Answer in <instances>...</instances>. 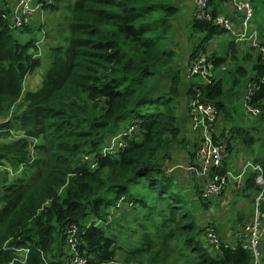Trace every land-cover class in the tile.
Here are the masks:
<instances>
[{
	"label": "trees",
	"instance_id": "1",
	"mask_svg": "<svg viewBox=\"0 0 264 264\" xmlns=\"http://www.w3.org/2000/svg\"><path fill=\"white\" fill-rule=\"evenodd\" d=\"M60 1L51 5L54 10L60 9ZM250 1L255 4L256 22L258 7L256 0ZM183 2L76 0L68 4L64 7L69 26L66 37L52 47L42 84L26 90L24 82L42 66L41 56L38 39L22 42L17 31L32 33L42 25L13 29L9 3L0 0V140L10 136L11 130L24 133L11 142H0L3 182H9V168L13 172L22 168L17 179L7 184V192H0V264H23L14 259L20 254L17 249L26 247L31 249L26 264H67L64 248L55 246L67 244L71 224L78 226L77 241L90 263L112 264L122 247L112 231L116 219L107 221L121 197H125L124 203L133 200L142 208L148 205L144 197L130 191L141 182L165 200L171 213L165 212L166 224L157 227H167L165 230L152 233L141 226L142 239L125 250L123 264H178L180 259L186 264L254 263L253 254L232 238V232L249 222L251 215L242 213L224 224L216 222L220 219L209 220L200 226L203 217L198 214L224 192L203 196L210 174H196V169L202 170L197 157L200 138L195 153L186 154L190 162L184 167L193 171L184 176L186 181L181 180L183 187L179 188L176 166L170 169L166 161L174 144L187 149L181 127L183 105L189 108L196 99L215 105L223 119L221 127L214 128L218 119L211 126L213 141L223 150L222 163L216 168L219 178L226 175L233 151H240L243 144L256 150V137L235 125L237 111L232 99L239 96L236 89L243 82L247 90L252 80L257 81L259 87L246 101V111L256 122L264 123V56L255 47V54L243 53L234 35L222 41L220 46L225 48L221 53L208 49L215 37L228 31L216 23L218 16L228 15L227 0H207L210 17H198L195 8L186 31L194 42H184V55L167 46L172 43L170 34ZM258 28L264 45V23ZM201 53H209L214 62L210 82L190 77L183 66V60L191 61ZM225 66L234 88L228 87L229 79L223 75ZM187 83L190 85L184 90ZM250 108H258L260 113L255 116ZM129 129L135 131L133 135L127 133ZM118 134L121 149L99 153L103 143ZM260 146L259 154L250 159L262 166L264 176V145ZM259 173L250 172L245 179L251 193L246 198L252 202ZM197 177L208 180L203 184ZM192 186L196 197L193 193L183 196L181 190ZM98 220L107 223L97 225ZM209 229L219 236V246L204 240ZM202 242L207 246L197 252ZM261 244L264 254V237Z\"/></svg>",
	"mask_w": 264,
	"mask_h": 264
},
{
	"label": "rangeland",
	"instance_id": "2",
	"mask_svg": "<svg viewBox=\"0 0 264 264\" xmlns=\"http://www.w3.org/2000/svg\"><path fill=\"white\" fill-rule=\"evenodd\" d=\"M12 1L13 0H11V2ZM75 1L76 0H62L60 2H57V6L60 7L59 10H54L52 8L54 4H51L52 6L46 7L43 10H40L37 13H35V15L32 18V22L27 27L32 26L34 27V29H38V27L42 25L41 30H34L32 33L17 31V34L19 35L20 40L22 42L27 41L31 37H35L38 39L37 45H38L39 54L41 56L42 66L36 69L32 74L28 75L24 82V88L26 90H29L28 88H33V87L34 89H30V90H36L42 84L44 75L50 64V56L53 52V48L55 45L59 43V41L63 40V37H66V33L69 28L65 17L66 16L65 13L68 12L64 7H66L70 3L73 4ZM8 3L10 2L8 1ZM249 3L251 6H255V4L250 0ZM256 5L258 7V12L256 13L255 23L256 24H260L262 22L264 23V0H256ZM7 8L11 9L12 6H8ZM189 19L190 18L187 19V17L184 16V14L181 15L180 24L178 25L176 21L175 29L174 31L172 30L170 34V37L172 36V43L171 41H169L166 44L167 46H173L180 54L182 53L183 55L185 53V50L182 47L184 42L186 43L187 41L190 43L194 42V40L190 38L191 36H189L190 33H186V31L189 29ZM229 36H232V33L230 31H227L221 36L215 37L208 45V49L219 50V52L221 53L222 48H225V46L221 47L220 45L222 41H224L226 38H229ZM244 47H248V46H244ZM249 49L254 54L256 53V51H253V49L250 46ZM242 52L245 53V51ZM185 62L186 59L183 60V66L185 65ZM224 68L225 69L222 70L223 75L228 72L229 67L227 68V66H225ZM234 68L235 67H232V70H234ZM225 76L229 79V83H227L228 87L234 88L235 84L232 81L230 74L228 73L224 75V77ZM189 85L190 84L187 83L184 86V90H186L187 89L186 87H189ZM236 90H238L237 92L239 96L232 99V102L236 107V111H237V113L234 115L235 125L239 128V130L247 131L248 133L256 137L257 139V142L255 144L256 150L251 151V149L246 147L247 145L243 144L242 146H240V151L238 150L233 151L227 163V167L225 169L232 172V177L226 179V184L224 186L223 194L218 195V197L216 196L218 200L210 203V206L204 209L202 214H198L200 215V217L201 215L203 217L200 218V226H202L204 222L206 223L209 220L210 222H214L215 219H220L219 221H216L218 224L231 223V221L238 218L240 211H245L246 214L251 215L252 218L254 217V215L252 214L254 212L253 202L250 201L249 198H246L244 195L243 196L236 195L238 190L236 189L237 181H238L237 176L243 171L246 161H248L250 158H253L252 156L259 154V151L262 150L260 144L264 145V123L259 124L246 111L247 108H246L245 98H246L247 90L246 88H244V82L242 83L241 87L237 88ZM188 99H189L188 96H184V101H188ZM188 106L189 105L187 106L183 105L184 112L188 111ZM222 121L223 119H220V117H218V121L214 128L221 127L220 123ZM134 127L135 129H137V126ZM191 131L193 130L191 129ZM217 131H219V129H217ZM134 132L135 131H133L132 129H129L127 133L133 135ZM23 135L24 133L22 132L11 130V135L8 136L7 138L1 139L0 142L3 141L11 142L12 140H16V138L21 137ZM121 142H122V137L119 134L111 139H107L103 143L99 153L105 155V154H110L112 152H116L121 149L122 147ZM173 146L174 147L171 150L174 151L171 153L169 160H167L166 162L169 163L170 169L176 166L177 171H174V173L177 175V178L176 177L174 178H176L179 181V188H180L183 187L182 185L183 182L181 180H185L184 176L188 175L186 170H184V164L182 163L184 159L183 158L184 155H186L188 152L186 153V150L183 148V146H179L178 144H174ZM0 169L3 170L4 165H0ZM8 170L10 171V178H9V182H7L6 184L5 182H3V180L5 179L3 173L4 171L0 172V192L6 193L7 184L12 183V181H15L17 179V175H18L17 170L14 172L12 171L11 168H9ZM247 175L248 172H246L243 175V180L246 179ZM197 180L200 183L203 182L204 184L206 183L208 178H205V181H202L203 179L197 177ZM195 184H199V183H195ZM130 191L135 193L136 197H141V198L144 197L148 205L143 206L142 208L139 202H135L133 200L131 202L128 201V203H124L123 201L125 200V197H121L120 200H118L117 203L115 204L116 207L112 208L111 217L107 222L112 223V219L115 220L116 218H118L116 219V222L114 224L116 225V227L112 231H114L117 234L118 238L121 241V247H122V250L119 251V254L116 256V260H114L112 264H123V262L125 263L124 259L127 256L125 250L131 247L130 245L133 244L134 242L140 241L142 239L143 236V230L141 229L142 225H145L147 228H149V231H151L152 233H154L159 229L165 230L167 229V227H161V228H157V227L162 225V223L166 224V221L164 220L165 218L164 213L167 212L168 216L171 213V209H167L165 200L159 199L157 192L155 190H150L149 188L144 187L142 182L139 183L138 185H132L130 187ZM181 192L183 196L187 194L191 195L193 193L195 194L196 197L194 186L183 188ZM250 199H252L251 196ZM92 219H94V217H92ZM107 222H101L98 220L96 224L101 225L103 223L106 224ZM88 223H89L88 225L90 226L92 224V220L88 221ZM227 232L229 233V235L231 234L229 229L227 230ZM205 246H207V243L205 245L203 244V242L199 244L197 246V252L205 249ZM55 248L57 249L64 248L65 259H67V264H71V259H75L77 257L91 260L87 256V253L85 251H81L78 241L76 242L75 246L68 245L67 243L62 247H60L59 244H57ZM260 248L262 251V245H260L259 249ZM17 251L20 254L14 260L26 264L28 262V255L31 249L26 247ZM41 255L44 260L45 253L43 251L41 252ZM262 256H264V254ZM178 262H179L178 264H186V262H184L183 259H180ZM91 264H97V263L92 262ZM133 264L135 263L133 262Z\"/></svg>",
	"mask_w": 264,
	"mask_h": 264
},
{
	"label": "built area",
	"instance_id": "3",
	"mask_svg": "<svg viewBox=\"0 0 264 264\" xmlns=\"http://www.w3.org/2000/svg\"><path fill=\"white\" fill-rule=\"evenodd\" d=\"M230 3V10L233 9L232 14L221 15L216 18V23L225 27L230 31L237 39L238 42L249 41L250 47H255L264 56V45L259 41V30L252 23L254 16V8L250 5L249 0H227ZM10 2V1H9ZM55 0H13L8 4L12 6L10 9L11 27L13 29H20L27 27L32 18L40 10H43L47 6L53 4ZM12 3V4H11ZM207 0H199L197 3V16L200 18L210 17V14L206 11ZM7 6V7H8ZM210 8H208L209 10ZM241 14L240 16L237 15ZM235 17L238 21L236 23ZM236 27V24H239ZM245 46V45H243ZM247 46V45H246ZM249 46V45H248ZM209 53H201L197 58L192 59L186 63V72L192 77L203 81H211V78L215 74L214 62L209 58ZM223 69H225L223 67ZM247 94L245 98L246 107L247 100L253 95L254 91L259 87L257 81L252 80L247 86ZM253 115H258L260 110L258 108H250ZM189 115L192 120L193 128L195 131H199L198 137L200 138L201 145L197 149V157L202 163V170L196 169V174L201 177H207L210 174V179L207 181L203 191V196L206 198L211 197L212 194H217L223 189L226 184L227 177H232V172L228 171L226 175L219 178L216 172L223 159L222 147L216 145L213 141V134L211 132V126L217 121L219 117V111L215 105L209 102H201L196 99L190 104ZM262 170L260 164H254L248 161L244 170ZM188 171H193L192 167H187ZM198 171V172H197ZM209 171V172H208ZM212 174V176H211ZM242 174L238 176L241 177ZM258 192L254 196V217L250 218V221L244 225H238L236 231L232 234L233 240L241 241L242 246L249 250L254 256L253 264H264V257L260 245L264 237V211L262 204L264 203V177L260 174L257 177ZM252 215V216H253ZM78 227L77 225H71L67 231V243L68 245L75 246L77 242ZM208 244L219 246V236L212 231L208 230L207 236L204 238ZM71 264H91L88 259L77 257L71 259Z\"/></svg>",
	"mask_w": 264,
	"mask_h": 264
},
{
	"label": "crops",
	"instance_id": "4",
	"mask_svg": "<svg viewBox=\"0 0 264 264\" xmlns=\"http://www.w3.org/2000/svg\"><path fill=\"white\" fill-rule=\"evenodd\" d=\"M198 1L199 0H184V2L182 3V12H181V15L182 14H184V16H186L187 17V19L188 18H190V16H192L193 14H194V11H195V8L197 7V3H198ZM229 9H230V7H229ZM227 14L230 16L231 15V10H228L227 11ZM181 15L179 16V18L177 19V24L179 25L180 24V17H181ZM254 16H255V10H254ZM254 16H253V19H254ZM253 19H252V23L255 25V27L257 28V26H259V24H255V22H253ZM238 22H240V21H238ZM238 22H236V23H238ZM263 23V22H262ZM239 25H240V23L239 24H236V27L238 28L239 27ZM258 29V28H257ZM233 35V34H232ZM240 43V45H241V47L243 46V45H249L250 46V43H249V41H245V42H239ZM249 46H248V49H249ZM214 51V50H213ZM188 62V59L186 60V62H185V66H186V63ZM38 87V86H37ZM29 90L30 89H34V87L33 88H28ZM187 111H185L183 114H182V116H183V119H182V121H181V127H182V131H183V139L185 140V141H187V146H186V153L187 152H190V151H193V153H195V151H196V148H194V145L196 144L195 142H197V137H198V134L196 133V132H193V131H191V129H192V126H191V119H190V116H189V113H188V115H187ZM186 125V126H185ZM189 125H190V127H189ZM193 130V129H192ZM189 157L190 156H187V155H184V159H183V161H182V163L184 164V165H186V164H188L189 162H190V160H189ZM236 195H241V194H238V193H236ZM242 196V195H241ZM244 214L245 213V211H240V215L241 214ZM138 216V215H137ZM116 219H118V218H116ZM113 220V219H112ZM235 220V219H234ZM241 225V224H240ZM229 237V236H228Z\"/></svg>",
	"mask_w": 264,
	"mask_h": 264
},
{
	"label": "clouds",
	"instance_id": "5",
	"mask_svg": "<svg viewBox=\"0 0 264 264\" xmlns=\"http://www.w3.org/2000/svg\"><path fill=\"white\" fill-rule=\"evenodd\" d=\"M8 1H10L11 2V0H7V3H8ZM227 3H228V5H229V7H230V3L227 1ZM54 4V3H53ZM51 6V5H50ZM47 7H49V6H47ZM254 8V7H253ZM255 10V9H254ZM257 28H258V26H257ZM258 30H259V28H258ZM259 34H260V30H259ZM259 41H260V43H261V40L259 39ZM262 44V43H261ZM242 48V51H245V52H248V51H250V49H248V47H244V46H242L241 47ZM252 48V47H251ZM246 49H247V51H246ZM210 51H212V50H210ZM190 108V107H189ZM189 108H188V113H189ZM190 116V115H189ZM191 119V118H190ZM191 126H192V129L195 131V129L193 128V124H192V120H191ZM196 133H198L197 131H196ZM248 161H251L252 163H254L252 160H248ZM248 161H246V163L248 162ZM245 163V164H246ZM254 164H256V163H254ZM245 166V165H244ZM22 170V168H20V170H19V172ZM184 170H186V172H190V171H188L187 170V167H184ZM229 171V170H228ZM227 171V172H228ZM253 171H257V170H248V169H246V170H244L243 169V171L240 173V174H242V176L241 177H239L238 178V176L240 175H238L237 176V179H238V181H237V187H236V189H238L237 190V193L238 194H241L242 196L244 195L245 197H246V195L248 194V193H250V191H249V187L248 186H246L245 185V180H243V175L246 173V172H248V174L250 173V172H253ZM259 171V170H258ZM262 171V170H261ZM261 171H260V173L258 174V176L260 175V174H262L261 173ZM19 172H17V173H19ZM168 172L170 173L171 172V170L170 169H168ZM231 172V171H230ZM196 175V174H195ZM263 175V174H262ZM257 176V177H258ZM257 177H256V183H257V187H258V182H257ZM264 177V176H263ZM227 178H229V177H227ZM225 186V185H224ZM224 186H223V189H222V191L224 190ZM258 189H259V187H258ZM258 192V191H257ZM256 192V193H257ZM251 194V193H250ZM253 198H254V196H253ZM254 203V202H253ZM251 218V217H250ZM71 225H76V224H71ZM70 225V226H71ZM69 226V227H70ZM78 227V226H77ZM68 231V230H67ZM67 231H66V234H67ZM78 235V234H77ZM68 236V235H67ZM20 249H22V248H18L17 250H20Z\"/></svg>",
	"mask_w": 264,
	"mask_h": 264
}]
</instances>
